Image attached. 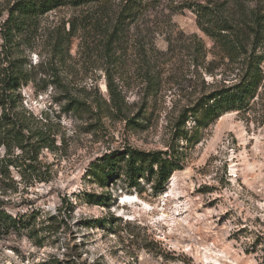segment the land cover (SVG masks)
<instances>
[{
    "label": "rangeland",
    "instance_id": "374dc122",
    "mask_svg": "<svg viewBox=\"0 0 264 264\" xmlns=\"http://www.w3.org/2000/svg\"><path fill=\"white\" fill-rule=\"evenodd\" d=\"M13 1L0 0V69L20 60L22 104L48 116L57 147L40 153L42 181L11 167L15 189L0 192L4 208L34 218L0 235V264H264V79L244 111L224 112L195 137L191 118L186 134L177 130L187 107L237 76L193 8L181 6L222 2L240 21L251 8L264 13V0H149L109 59L91 4L54 8L32 37L5 42ZM117 1L107 3L112 15ZM60 33L61 54L53 47ZM107 67L124 98L111 115ZM72 98L89 108L76 111ZM127 147L166 150L178 167L159 189L151 178L126 187L92 175L105 154Z\"/></svg>",
    "mask_w": 264,
    "mask_h": 264
},
{
    "label": "trees",
    "instance_id": "16d2710c",
    "mask_svg": "<svg viewBox=\"0 0 264 264\" xmlns=\"http://www.w3.org/2000/svg\"><path fill=\"white\" fill-rule=\"evenodd\" d=\"M110 0H14L7 8V16L2 24L1 36L5 42L14 39H29L37 31L42 15L60 6L78 7L94 5L98 8V18L93 25L102 29L100 46L109 59L113 55L115 44L118 45L131 23L144 13L149 0H118L113 15L107 8ZM193 8L200 29L221 48L223 56L228 58V65L237 70L236 80L223 84L221 87L202 94L192 106L183 111V119L177 130L186 134L182 127L191 118L194 121L192 137L197 135V129L205 127L216 120L224 112L244 111L249 102L256 96L264 79V13L251 8L248 14L238 21L227 14L225 3L214 4L192 3L183 4L181 8ZM113 11V10H112ZM74 24L70 26L72 31ZM68 30L67 34L71 31ZM67 34L55 37L54 51L62 53ZM117 48V47H116ZM113 63V62H110ZM108 68V67H107ZM106 86L109 92V103L105 107L108 115L120 113L124 98L113 82L109 68L105 71ZM56 79L61 84L59 74ZM26 74L19 59L13 60L9 66L0 69V192L15 189V180L11 167L23 165L34 173L35 179L44 180L40 171L41 151L45 148L53 150L57 147V132L47 115L41 119L28 110L21 101L18 89ZM69 106L76 111L89 108L85 101L72 98ZM103 108V111H105ZM44 120V121H43ZM166 150H142L127 147L120 152L105 154L98 163L93 164L91 172L103 184L112 179L123 178L126 187H136L139 179L151 178L153 188L159 189L170 177L178 164L166 156ZM105 198L99 197L98 204ZM110 199V198H108ZM5 200L0 197V235L11 230L20 231L29 227V220L34 218V212L12 215L4 208Z\"/></svg>",
    "mask_w": 264,
    "mask_h": 264
}]
</instances>
